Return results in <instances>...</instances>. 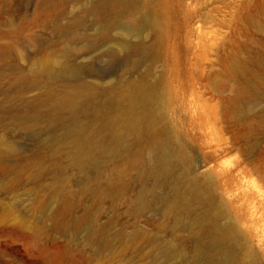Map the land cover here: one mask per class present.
<instances>
[{"label": "rangeland", "instance_id": "374dc122", "mask_svg": "<svg viewBox=\"0 0 264 264\" xmlns=\"http://www.w3.org/2000/svg\"><path fill=\"white\" fill-rule=\"evenodd\" d=\"M93 1L0 0V149L16 148L0 155V264H189L211 249L200 241L212 220L232 223L263 254L264 0H149L159 27L130 37L152 55L133 72L126 66L135 56L120 48L113 59L98 55L103 48L76 44V33L59 29L71 21L86 28ZM67 51L96 83L75 116L84 150L112 141L107 89L131 74L154 84L165 132L130 137L128 152L79 165L72 144L61 142L71 119L53 107L73 85L55 78L57 67L34 70ZM165 135L186 162L144 203L129 156H149ZM186 168L181 191L193 180L202 192L168 212L162 199L173 197ZM230 258L224 263L237 264Z\"/></svg>", "mask_w": 264, "mask_h": 264}, {"label": "bare ground", "instance_id": "6f19581e", "mask_svg": "<svg viewBox=\"0 0 264 264\" xmlns=\"http://www.w3.org/2000/svg\"><path fill=\"white\" fill-rule=\"evenodd\" d=\"M57 3V0H38L40 7H48ZM86 10L92 15V23L84 29H76L78 21H71L59 27L64 34L76 33V44H83L89 49L103 48L96 54L115 58V53L120 48L124 53L135 56L126 66L134 71L141 60L152 56L148 46L142 39L131 43L129 39L137 37L140 31L152 27L157 29L159 19L155 16L149 0H95ZM131 37V38H130ZM79 45H68V49H74ZM68 50V51H69ZM62 55V59L54 62V65H42L35 72H53L52 66L57 67L54 76L58 80H68L73 86L66 91L56 102L55 109L63 110L68 114L66 133L62 141H69L79 165L86 162H95L100 154L109 153L116 155L119 152H128L130 143L128 140L147 132H157L161 129L165 132L166 124L163 123V113L156 106L157 93L155 86L145 80V75L135 77H121L117 83L109 85L108 100L109 108L113 112L110 117V125L115 130L109 145L101 144L95 148L84 150L85 139L82 137L83 128L75 120V116L82 109L85 101L92 98L90 89L95 81L86 79L80 74V68L70 63L68 53ZM111 75L113 73H110ZM105 75H96L102 79ZM82 96L83 98H80ZM149 135L153 136L151 133ZM15 146L8 145L6 149H0V155L14 153ZM100 153V154H98ZM98 154V155H97ZM131 164L139 165V191L138 199L147 203L146 197L153 192L154 187L166 178L175 167H182L186 162V155L180 144H172L170 138L165 135L154 141L149 156L143 158L141 154L129 156ZM189 168L184 170L175 179L173 197L162 199L166 211L174 212L178 202H187L185 194H198L201 189L197 182L191 180L187 183L185 194L181 191V184L188 178ZM248 196V195H246ZM177 217V214H175ZM196 221V220H195ZM192 224V220L190 222ZM208 233L201 237L200 245L205 244L210 250H204L189 264H227L226 257L237 264H258L259 259L264 257L257 250L246 244L232 223H218L215 220L209 222ZM200 250V248H198ZM162 252L169 253L170 245L162 248ZM223 255V256H221Z\"/></svg>", "mask_w": 264, "mask_h": 264}]
</instances>
